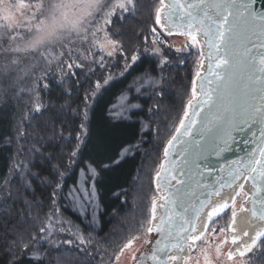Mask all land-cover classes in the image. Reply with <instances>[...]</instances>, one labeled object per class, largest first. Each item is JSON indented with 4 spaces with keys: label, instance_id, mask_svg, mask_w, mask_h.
Instances as JSON below:
<instances>
[{
    "label": "snow or ice",
    "instance_id": "snow-or-ice-1",
    "mask_svg": "<svg viewBox=\"0 0 264 264\" xmlns=\"http://www.w3.org/2000/svg\"><path fill=\"white\" fill-rule=\"evenodd\" d=\"M139 9L140 0H0V108H10L14 113L9 125L14 134L0 138V143L14 149L7 172L0 174V252L5 254L7 264H25V258L27 264H70L61 255L70 249L62 245H74L76 251L95 258L88 248L97 241L66 217L63 209L71 208L84 216L93 231L102 220L99 177L119 160L113 157L107 164L85 158V152L93 136V116L104 94L118 78L126 80L140 59L132 38L125 40L126 34L117 28V21L126 18L125 14ZM177 15L179 24L173 22ZM153 23L156 26L150 29L151 41L146 36L143 41L144 50L151 52L156 62L133 77L115 101L109 102L106 120L113 127L142 115V97L165 95L166 69L174 61L185 63L169 54L173 46L167 44L168 36L186 38L175 53L182 56L185 48L197 47V67L203 68L205 55L209 63L204 75L196 71L189 98L177 116L168 118L174 131L162 148L163 160L157 165L155 180L157 188L169 189L173 187L171 181L180 187L171 195L158 197L164 202L161 207L165 214L155 227L157 197L153 196L151 211L139 226L142 235L149 236L162 233L166 224L171 226L169 242L163 248L161 241L155 240L151 260L154 264H256L248 254L259 244V255L264 256V229L257 230L250 243L234 251L229 245L240 244L249 233L232 236L231 240L227 236L233 230L235 200L243 198V185L231 205L225 202L208 212L209 224L200 235L189 234L195 233V227L187 216H182L183 223L175 227L168 205L182 194L185 213L191 207L198 215L208 206L210 200H200L197 208L190 199L203 187L197 179L203 174L201 165L211 155L221 157L238 133L250 134L254 146L246 161L233 162L229 168L231 181H255L257 176L264 180V0H170L167 5L159 0ZM54 80L60 89L55 99ZM147 112L161 114L158 106L148 107ZM37 115L46 119L36 120ZM139 122L141 133L146 135L152 134V126L157 123L153 119ZM164 127L169 130V124ZM155 135H162L159 127ZM140 143H144L143 138ZM139 146L130 143L125 153ZM77 169L79 175L69 185L67 178ZM225 183L223 176L217 180L220 188ZM212 194L209 192V197ZM112 195L119 200L128 193L120 190ZM229 209L232 220L225 226L211 227L220 218L228 221ZM256 215L254 211L253 217ZM260 218L264 219V206ZM146 244L151 245L152 240L125 235L108 244L112 252L109 255L105 251L104 257L108 264H144L147 256L141 248ZM168 248L175 249L177 255L165 253L167 258L162 259L159 253ZM185 248L188 255L181 262L180 253Z\"/></svg>",
    "mask_w": 264,
    "mask_h": 264
},
{
    "label": "trees",
    "instance_id": "trees-1",
    "mask_svg": "<svg viewBox=\"0 0 264 264\" xmlns=\"http://www.w3.org/2000/svg\"><path fill=\"white\" fill-rule=\"evenodd\" d=\"M158 0H156L157 3ZM124 19L117 21V28L123 31L126 35L125 40L132 38L133 46L139 50L144 49L143 37H148L150 42L152 34L150 29L154 25V14L151 13L150 0H142L140 3V9L136 13L125 14ZM122 25V27H121ZM139 37V39H137ZM171 37V36H169ZM164 39V37H161ZM167 41L171 43L170 38L167 37ZM172 50L170 55L178 56L180 60L185 63H178L174 61L168 69H166L164 75L167 77L168 83L164 86L165 95L162 97L148 98V96L142 97L139 101L144 104V112L139 117H133L132 120L123 122L119 127H113L107 120V107L110 106V101H115L116 96L120 90L126 87L139 73L145 69L151 68L156 59L151 53L141 54L140 59L133 66L131 75L126 80L117 79L109 87V90L104 94L103 100L97 106L95 114L93 116L91 129L93 132L92 139L89 143V147L85 152V158H92L103 163L111 164V158L119 160L118 164H111L107 169H104L101 173L98 181L99 193L103 203V215L102 220L98 222V232L96 237H93L97 243L88 248V252H95L97 248V254L95 258L91 255H85L78 252L73 248V252L76 254L77 264H101L106 259L104 252L107 251L111 255L112 249L108 247L109 243L120 241L125 235H128L131 230L133 218L138 216V213L132 212L127 207L126 203H121V200H125L126 197L116 199L112 193L114 191L123 190L130 194L134 188L135 178L138 174H144L143 167L149 160L154 164V161H158L161 157L160 152L166 140L170 138L171 132L174 131L171 128V122L169 117L175 118L177 111L181 109L182 104L186 103L189 98V94L183 97L187 90L186 82L191 78L190 67L188 66V57H183L175 53V45L172 43ZM116 71V70H114ZM83 79V77H80ZM69 85L72 81L69 80ZM60 93L58 87V81H53L52 84V98L55 99ZM75 99V98H74ZM158 106L159 116H152L147 112L148 107ZM14 113L10 108H0V138H6L8 135H12L13 130L10 128V122L12 121ZM39 119H46V117H40ZM36 118V120H39ZM153 119L157 123L152 126V134L146 135L141 133L140 120ZM169 124V130H165V124ZM159 127L162 135L157 137L155 135L156 128ZM147 132V129L145 130ZM143 138L144 143H140ZM138 144L139 148L131 153H125V149L129 144ZM14 149H10L3 143H0V174L7 172L8 166L11 163L9 157ZM163 159V158H162ZM162 161V160H161ZM79 175L77 169L72 176L67 178V183L71 185L73 180ZM146 180L148 176L145 174ZM128 197V196H127ZM64 215L76 223L81 230L85 233H91L84 221L76 213L67 209H63ZM123 225L120 228L119 225ZM116 230L115 235H109V233ZM107 240L108 243L102 241ZM84 247H87L85 245ZM260 247V246H259ZM72 249V248H70ZM257 249H255L256 251ZM260 251L255 254L256 264H264V256L259 255ZM95 254V253H94ZM28 258H25V264H27ZM0 264H7V258L3 252H0ZM47 264V262H46Z\"/></svg>",
    "mask_w": 264,
    "mask_h": 264
},
{
    "label": "water",
    "instance_id": "water-1",
    "mask_svg": "<svg viewBox=\"0 0 264 264\" xmlns=\"http://www.w3.org/2000/svg\"><path fill=\"white\" fill-rule=\"evenodd\" d=\"M166 1L168 2V4L170 3V0H165V2ZM185 2L186 0H180V3H185ZM167 11H168V8H165L164 12L167 13ZM164 19H165V16L162 15V21ZM173 22L175 24H179L181 22L178 15L173 17ZM173 31H175V29H173ZM205 52L206 54L208 52V49L206 46H205ZM208 63L209 62L207 60V65L205 69L201 72V75H204L205 73L208 72ZM209 79H213V77L209 76ZM197 83L199 85V90H200V81L198 79H197ZM212 87H214V85H212ZM251 139L252 138L250 134L248 133L236 134L235 142L231 143L229 150L223 152L221 157L219 158L215 155L209 156L207 161H205L201 165V172L203 174L201 176H198L197 179L200 181L203 187L196 189L195 196L190 198L191 202L196 204L197 208H199L200 200H210L211 201L212 196H215L216 192L219 193L223 188L231 186L237 182L238 179L235 181H231V177L229 176L228 170L230 167H232L233 162L240 163V162L247 160L249 149H251L254 146L251 142ZM246 140L248 141V143H245ZM174 156H175V153H173V157ZM205 164L208 165L207 168L204 166ZM221 169H223V171H221ZM240 170L243 171L242 168ZM244 175L246 176L248 175V173L244 172ZM221 176H223L226 181L225 186L223 188H220L219 185L217 184V180ZM227 181H231V183L229 184L227 183ZM248 181L252 187L250 195L246 196L247 201H248L247 210L249 211V213L247 214L245 225L242 231H240L238 237H241L243 232L249 233L250 225L257 224L260 221L264 220L260 218V210L262 206H264V180H261L260 177L257 176L255 181H253V179L251 178H249ZM154 182H155L156 192L158 193V197L162 195L161 192H163L164 195H171L173 192H175L176 188L180 187L179 185L175 184V181H171V184L173 185V187L169 189L157 188L158 181L154 180ZM209 192L213 193L210 197H209ZM181 196L182 194L178 195L175 198L174 204L168 205L169 213L173 216L175 227H178L181 223H183V220L181 219L182 216H187L189 219L193 221L194 227H195V233L190 232L189 234L199 235L200 233V229L198 228L199 222H200L199 217L204 208L199 211L198 215L191 207H188V212L185 213L183 208L181 207V203L183 202L181 199ZM158 197H157L156 203L160 209V214L158 215L157 219L153 221V224H152L153 227H155L156 224L159 223L160 218L165 214V209L161 207V205L164 204V202L159 200ZM185 206L186 207L188 206L187 203H185ZM254 211L257 214L255 218L253 217ZM170 227H171L170 225L166 224L165 229L162 233H156V232L152 233L153 235H155V239L152 243L151 249L145 253L147 256V259L144 261V264H154V262L151 260V252H152V249L156 247L155 240L157 239L160 240L161 241L160 247L163 248V245L169 242L168 231ZM175 227H172L173 231H175ZM185 227H188V225H185ZM231 238L232 237L230 236V240ZM244 238L246 237H243V239ZM189 243L191 244V241H189ZM172 250L173 249L171 248L164 249V251L160 252L159 255L161 256L162 259H166L167 257L165 253H167L168 255H172ZM185 250L187 251V248H185Z\"/></svg>",
    "mask_w": 264,
    "mask_h": 264
},
{
    "label": "rangeland",
    "instance_id": "rangeland-1",
    "mask_svg": "<svg viewBox=\"0 0 264 264\" xmlns=\"http://www.w3.org/2000/svg\"><path fill=\"white\" fill-rule=\"evenodd\" d=\"M142 2V0H140V3ZM150 6H151V13L153 12L154 14V10L155 7L159 6V0L156 3V0H150ZM158 27V26H157ZM168 38H170L171 43L167 41V43L170 44H174L176 48H180L185 44L186 38L184 36H180V35H172L171 37L168 36ZM199 51L200 49L197 47H191V48H185L184 49V55L183 57H188V66L190 67V76L191 78L187 80L186 82V86H187V90L185 91V94L183 95V97H186L187 94L190 93V87H191V81L195 78V73L196 71H200L201 68L197 67V61L200 59L199 57ZM141 54H147V53H151L149 51H145L144 49L140 50ZM37 119H39L38 116H36ZM36 120L33 121V123H35ZM161 156L158 161H154V164L151 163L152 161L149 162V160L146 162V165L143 167V171L144 174L141 175L138 174L137 177L135 178V184H134V188L133 190L130 192V194L128 195V197H126L125 199L127 200V207L130 208L132 210V212L138 213L137 217L133 218V222L131 227V230L129 231V234H134V235H140L142 239H149L152 240V238L155 236L153 234L146 235L143 234L142 235V230L140 229V224L143 221L144 216L148 215L151 211V202H152V197L156 196L158 197V193L156 192V188H155V171L157 170V165L161 162L162 158H163V154L162 151L160 152ZM148 172V176L147 180L145 177V174H147ZM246 197V192L243 191V198H236L235 202H236V210L242 205L244 198ZM70 209L72 211L71 208H67ZM75 213V212H74ZM77 214V213H76ZM226 214L227 217L229 218L228 221H226L224 218H220L219 220H216V222L214 224L211 225V227H216L219 228L221 226H225L229 221L232 220V214H231V210H226ZM78 215V214H77ZM222 217L224 214H221ZM80 216V218L84 221V223L87 225L88 229L91 231V234L93 235V237H96V233L98 232V223L95 225V231L92 230V227L89 225L88 223V219H85L84 216L82 215H78ZM90 219V217H89ZM215 219V218H214ZM209 224V223H208ZM205 232V231H204ZM203 232V233H204ZM228 239L230 240V236H231V231H228L227 233ZM207 238V237H206ZM217 239H219V237H217ZM137 246L138 245H134ZM144 245L141 248V251L144 252L145 249ZM260 245H257V250L253 251V253H249L248 257L249 258H254L255 254L257 252L260 251ZM62 247L64 248H72L70 249V251L68 252H64L62 253V257L65 260L70 261V264H77L78 262L76 261L77 257L76 254L73 252V248H75L74 245H62ZM229 247H231V244L229 245ZM98 249H95V252L92 251V253H95V255L97 254ZM101 264H108V260L107 258L104 259Z\"/></svg>",
    "mask_w": 264,
    "mask_h": 264
},
{
    "label": "bare ground",
    "instance_id": "bare-ground-1",
    "mask_svg": "<svg viewBox=\"0 0 264 264\" xmlns=\"http://www.w3.org/2000/svg\"><path fill=\"white\" fill-rule=\"evenodd\" d=\"M165 4L167 5L168 2L166 1ZM198 39L200 40L201 44H203V41H204V38L202 35H200L198 37ZM203 51L205 52V47L203 48ZM206 54V52H205ZM207 65V57L205 55V58H204V63H203V68L200 69V72H202L205 67ZM196 78V77H195ZM194 78V79H195ZM199 85L197 83V93L199 95ZM163 160V159H162ZM243 185V191L246 192V196L247 195H250V192H251V185L247 180H244L243 178H240L237 180V182L231 186H228V187H225L223 188L219 194L215 195V196H212V199L210 201V203L208 204L207 207H205L202 211V213L200 214V217H199V226L198 228L200 229V234H202L204 231H205V226L209 223L208 221V212H210L212 210L213 207H216L220 204H223L225 202H227L229 205H231L233 203V199L236 197V193L240 190V186ZM162 195L163 192H161ZM242 206V208H241ZM237 210H236V215H235V218H234V221L232 222V231H231V237L232 236H237L239 235L240 231H242L244 225H245V221L247 219V214L249 213V211L247 210V206H248V201H247V198L245 197L244 200H243V203ZM243 209V210H242ZM160 214V209L156 203V219L158 217V215ZM261 229H264V220L263 221H260L259 223L257 224H254V225H250V229H249V236L242 239L240 241V244H235V245H232L230 248L234 251L237 247H240L241 244L243 243H250V237L252 235L255 234V232L257 230H261ZM172 255H177L176 251L173 249L172 250ZM188 255L187 251L184 250L182 253H180V256H181V262L183 261V258L186 257Z\"/></svg>",
    "mask_w": 264,
    "mask_h": 264
},
{
    "label": "flooded vegetation",
    "instance_id": "flooded-vegetation-1",
    "mask_svg": "<svg viewBox=\"0 0 264 264\" xmlns=\"http://www.w3.org/2000/svg\"><path fill=\"white\" fill-rule=\"evenodd\" d=\"M154 239H155V236L152 238V243H153ZM151 246H152V244L151 245L146 244L145 249H144V253L148 252L151 249Z\"/></svg>",
    "mask_w": 264,
    "mask_h": 264
}]
</instances>
